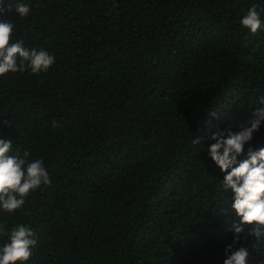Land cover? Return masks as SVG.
Returning a JSON list of instances; mask_svg holds the SVG:
<instances>
[{
  "label": "trees",
  "instance_id": "trees-1",
  "mask_svg": "<svg viewBox=\"0 0 264 264\" xmlns=\"http://www.w3.org/2000/svg\"><path fill=\"white\" fill-rule=\"evenodd\" d=\"M12 2L30 14L0 16L10 43L55 57L0 77V138L51 180L0 210L37 237L25 264H223L234 214L207 149L264 107V27L240 24L253 5L264 22V0ZM249 147L264 148V120ZM240 246L264 261V244Z\"/></svg>",
  "mask_w": 264,
  "mask_h": 264
},
{
  "label": "clouds",
  "instance_id": "clouds-1",
  "mask_svg": "<svg viewBox=\"0 0 264 264\" xmlns=\"http://www.w3.org/2000/svg\"><path fill=\"white\" fill-rule=\"evenodd\" d=\"M15 12L19 18L30 14V6L12 0H0V16ZM241 27L255 34L264 27L260 13L253 5L240 21ZM14 23L0 20V77L7 73L30 71L32 74L47 72L54 64L55 57L43 49L28 48L22 39L10 43ZM258 103L264 105V97ZM254 119L239 125V131L215 132L210 136L214 141L208 149V157L223 174L221 190L231 193V212L234 214L231 229L232 244L225 250L223 264H247L249 250L245 246L235 248L241 236L249 239L254 250L264 244V148L253 150L244 147L264 120V107L256 109ZM7 125L8 121H3ZM52 127H59L53 121ZM192 142L200 144V140ZM13 141L0 138V210L12 215L21 210L26 198L40 186H50L51 180L42 159H29L30 152L22 155L10 154ZM27 215V213H25ZM247 229V231H246ZM0 264H25L33 255L37 237L30 227L20 223L7 229L0 224ZM255 241L253 243L252 241ZM235 248V250H233ZM259 264H264L260 261Z\"/></svg>",
  "mask_w": 264,
  "mask_h": 264
}]
</instances>
